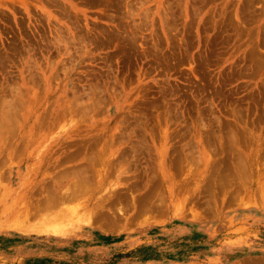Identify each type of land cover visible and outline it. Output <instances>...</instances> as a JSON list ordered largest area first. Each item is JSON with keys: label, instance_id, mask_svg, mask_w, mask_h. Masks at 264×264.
Instances as JSON below:
<instances>
[{"label": "rangeland", "instance_id": "1", "mask_svg": "<svg viewBox=\"0 0 264 264\" xmlns=\"http://www.w3.org/2000/svg\"><path fill=\"white\" fill-rule=\"evenodd\" d=\"M10 89L0 264H264V0H0Z\"/></svg>", "mask_w": 264, "mask_h": 264}, {"label": "bare ground", "instance_id": "2", "mask_svg": "<svg viewBox=\"0 0 264 264\" xmlns=\"http://www.w3.org/2000/svg\"><path fill=\"white\" fill-rule=\"evenodd\" d=\"M49 80V79H48ZM47 83V82H46ZM48 85V84H47ZM48 86H50V85H48ZM15 88V87H14ZM11 91H9V93L11 92V94L12 95H10V94H8L9 95V97L7 96V100L5 99L3 102L2 101H0L1 103H0V138H8V136H7V133L9 132V130H11V128H12V126H13V122L15 121V115H16V113H17V104L19 103V104H21L22 102H23V100H22V98L23 97H21V96H23L21 93H19V91L18 92H14V90H12V89H10ZM15 91H17V89L15 90ZM13 93H15L16 94V96H17V93H19L18 94V98L16 97V98H14L15 97V94H14V96H13ZM12 96V98L13 99H15V100H12V98H10ZM9 99H10V101H9ZM21 102V103H20ZM37 103V100H36V98H34L33 99V102L31 103V101H30V103H29V105L30 104H32L31 105V107L33 106H35V104ZM22 105V104H21ZM35 107H37V104H36V106ZM68 110H69V112H70V114H72L73 112H76L75 111V109L74 108H72L71 106L70 107H68L67 108ZM80 111V110H79ZM78 112V111H77ZM252 135V134H251ZM256 136V135H255ZM242 137H244V136H242ZM250 137V136H249ZM252 137V136H251ZM238 138V137H237ZM236 139V138H235ZM240 139V138H239ZM257 139H258V137H257ZM7 140V139H6ZM234 140V139H233ZM1 141V140H0ZM4 142H6V141H4ZM237 142V141H236ZM259 142V141H258ZM2 143V142H1ZM6 144V143H5ZM4 144V145H5ZM253 144V143H252ZM260 144V143H259ZM1 145V144H0ZM233 145H234V143H233ZM257 145V144H256ZM235 146V145H234ZM4 148V147H3ZM234 148V147H233ZM257 148V147H256ZM248 149H250V148H248ZM255 149V148H254ZM260 150V149H259ZM233 151V150H232ZM234 152V151H233ZM257 152H258V149H257ZM236 153H237V151H236ZM234 154V153H233ZM232 155V154H231ZM244 155V154H243ZM249 155V154H248ZM253 156V155H252ZM256 156V155H255ZM259 156V155H258ZM262 156V155H261ZM260 156V157H261ZM102 157L103 156H101L99 159H102ZM245 157V156H244ZM207 158V157H206ZM261 159H263V158H261ZM260 160V159H259ZM246 161V160H245ZM253 161H255V160H253ZM247 162V161H246ZM248 163H250V162H248ZM256 164V163H255ZM254 164V165H255ZM53 165H55V164H53ZM261 165V164H260ZM88 166H93V163H89L88 164ZM242 166H248V164H245V162L244 161H241V159H240V161H238L237 162V164H236V169H241L242 170ZM252 166V165H251ZM245 168V167H244ZM85 169H87L88 170V167H85V168H83V170H85ZM257 169V168H256ZM255 169V170H256ZM75 171H77V172H81V169L80 170H75ZM74 171V172H75ZM76 173V172H75ZM74 173V174H75ZM51 174V173H50ZM67 174H68V172H67ZM76 174H78V173H76ZM1 175H2V173H1ZM64 174H62V176H63ZM69 175V174H68ZM67 175V176H68ZM69 177V176H68ZM86 177V176H85ZM246 177V176H245ZM62 178V177H61ZM61 178H59V179H61ZM2 179V178H1ZM57 179V178H56ZM53 180V179H52ZM63 180H66V179H63ZM83 180L84 181H87L88 179H85V178H83ZM60 181V180H59ZM62 181V180H61ZM0 182H1V180H0ZM44 184V183H43ZM56 185V184H55ZM81 184H79L78 183V185L76 184L75 186H76V188H77V186H80ZM46 187H45V189H47V187H50L49 188V190L51 191H49V193L52 195V194H54V193H56L55 192V190L54 189H52V187L51 186H53V183H52V185L50 186V184H49V186H48V184L47 185H45ZM62 187V186H61ZM42 188V187H41ZM53 188H54V186H53ZM80 188V187H79ZM44 189V190H45ZM58 190H59V188H58ZM68 190H70V189H68ZM43 191V190H42ZM45 191H47V190H45ZM52 191H53V193H52ZM64 191V190H63ZM40 192H41V189H40ZM58 192V191H57ZM71 192V191H70ZM63 194H60L59 195V197H57L55 194V196H53V197H50L49 198V203L50 204H53L54 203V201L56 200H62V199H71V198H75V196H76V194L78 193L79 194V191H78V189L77 190H73L72 191V193H68V192H62ZM45 195V194H44ZM50 195V196H51ZM58 195V194H57ZM81 198H83V200H84V198H88V200L90 199L89 197H81ZM80 198V199H81ZM40 199V198H39ZM77 199H79V198H77L76 197V200ZM37 200H38V198H37ZM36 200V201H37ZM45 199H43V201H44ZM87 200V201H88ZM35 201V200H34ZM47 201V200H46ZM66 201H68V200H66ZM78 201V200H77ZM91 201V200H90ZM94 201V199L92 200V202ZM65 202V201H64ZM70 202H71V200H70ZM89 202V201H88ZM95 202V201H94ZM43 203H45V202H43ZM42 203V204H43ZM49 203H47V204H49ZM90 203V202H89ZM41 204V205H42ZM46 204V205H47ZM54 204H56V203H54ZM86 204V203H85ZM85 204H84V206H85ZM99 204H101V203H99ZM38 205V204H37ZM33 206V207H38V208H40L39 206ZM86 205H89V204H86ZM97 205V204H96ZM97 206H99L100 207V205H97ZM97 206H95L94 208H97ZM32 207V209H34ZM50 207H52V206H50ZM98 207V208H99ZM25 208H26V205H25ZM46 208H49L48 206L46 207ZM53 208V207H52ZM58 208H60V207H58ZM56 209V208H55ZM38 210V212H39V209H36V211ZM40 210H41V208H40ZM50 210V209H49ZM48 209H47V211H49ZM97 211H100L101 212V210H98V209H96ZM66 211V210H65ZM87 211H89V210H87ZM95 211V210H94ZM96 211V212H97ZM22 212V211H21ZM35 212V211H34ZM33 212V213H34ZM52 212V211H51ZM50 212V213H51ZM99 212V213H100ZM27 212H25L24 211V214H26ZM37 213V212H36ZM49 213V214H50ZM58 213H59V211H58ZM58 213H57V215H58ZM28 214V213H27ZM26 214V215H27ZM44 214V213H43ZM43 214H40V215H43ZM55 214H56V212H55ZM77 214V213H76ZM99 215V214H98ZM97 215V216H98ZM101 215V214H100ZM51 216V215H50ZM52 216H54V215H52ZM28 216H26V218H27ZM83 217V216H82ZM26 218H24V219H26ZM31 219L33 218V217H30ZM39 218V217H38ZM51 218H54V217H51ZM40 219V218H39ZM87 219H88V217H87ZM94 219V218H93ZM20 220H22V219H20ZM36 220H38V219H36ZM54 220V219H53ZM95 220V219H94ZM41 221V220H40ZM46 221H44V223H45ZM48 222H50V220L48 221ZM91 222V221H90ZM51 223H52V221H51Z\"/></svg>", "mask_w": 264, "mask_h": 264}]
</instances>
